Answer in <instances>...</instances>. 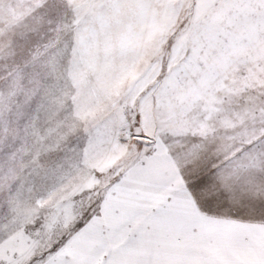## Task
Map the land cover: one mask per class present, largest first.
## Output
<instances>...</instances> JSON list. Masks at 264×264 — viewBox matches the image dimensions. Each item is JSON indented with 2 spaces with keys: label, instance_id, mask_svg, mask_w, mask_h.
<instances>
[{
  "label": "snow or ice",
  "instance_id": "1",
  "mask_svg": "<svg viewBox=\"0 0 264 264\" xmlns=\"http://www.w3.org/2000/svg\"><path fill=\"white\" fill-rule=\"evenodd\" d=\"M0 264H264V0H0Z\"/></svg>",
  "mask_w": 264,
  "mask_h": 264
}]
</instances>
